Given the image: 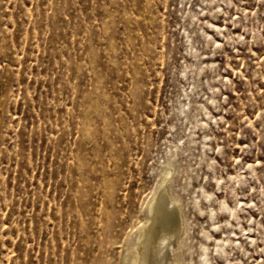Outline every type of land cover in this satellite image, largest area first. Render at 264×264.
<instances>
[{
    "label": "rangeland",
    "instance_id": "1",
    "mask_svg": "<svg viewBox=\"0 0 264 264\" xmlns=\"http://www.w3.org/2000/svg\"><path fill=\"white\" fill-rule=\"evenodd\" d=\"M165 176L180 264H264V0H0V264H128Z\"/></svg>",
    "mask_w": 264,
    "mask_h": 264
},
{
    "label": "bare ground",
    "instance_id": "2",
    "mask_svg": "<svg viewBox=\"0 0 264 264\" xmlns=\"http://www.w3.org/2000/svg\"><path fill=\"white\" fill-rule=\"evenodd\" d=\"M165 183L166 176L160 183L162 190L154 192L146 203L145 220L133 239L128 264L182 262L179 246L185 225L178 200L172 196Z\"/></svg>",
    "mask_w": 264,
    "mask_h": 264
}]
</instances>
